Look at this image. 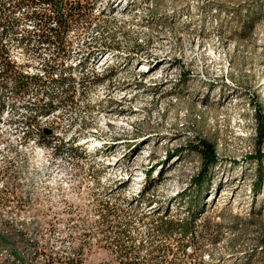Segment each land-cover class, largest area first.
<instances>
[{"label":"rangeland","instance_id":"1","mask_svg":"<svg viewBox=\"0 0 264 264\" xmlns=\"http://www.w3.org/2000/svg\"><path fill=\"white\" fill-rule=\"evenodd\" d=\"M25 4L0 0L22 54L0 62L20 80L0 84V264H120L127 223L141 263L158 264L160 208L187 214L201 140L219 164L181 264H264V0H61L50 84L54 47L30 58L27 27L53 13ZM148 170L155 184L132 200Z\"/></svg>","mask_w":264,"mask_h":264},{"label":"trees","instance_id":"2","mask_svg":"<svg viewBox=\"0 0 264 264\" xmlns=\"http://www.w3.org/2000/svg\"><path fill=\"white\" fill-rule=\"evenodd\" d=\"M68 16L61 14V25L66 26L69 23ZM11 71L0 74V84L5 81H15L16 84L20 81L12 76ZM14 75V74H13ZM259 119V132L260 139L264 136V114L260 110L258 116ZM194 150L200 155L201 166L198 173L193 177L192 186L189 189L191 193L188 204V212L183 218H176L172 215L169 207L160 208L162 213L156 222V230L161 232L166 238V242L157 246L156 254L153 256V261L158 264H181L183 262L182 254L188 245H194L197 243L196 224L198 217L202 212L205 204V197L208 191V185L211 182V174L213 169L219 164V158L216 154L214 146L201 140L198 145L193 146ZM262 152L255 156L258 163H261ZM262 168V167H260ZM262 169L259 170V178L262 177ZM144 183L139 189L137 194L132 197V200H143L147 193L152 189V185L155 184V178L152 176V171L148 170L143 174ZM260 180V179H259ZM106 215L107 217L114 213L111 207L108 206ZM130 223H127L124 228L120 230L124 238V241L120 249V264H142L137 255V249L135 246L134 236L130 229ZM118 227V226H117ZM176 237L177 244L172 245L167 241ZM61 264H67L65 261H61ZM81 264V263H77Z\"/></svg>","mask_w":264,"mask_h":264},{"label":"built area","instance_id":"3","mask_svg":"<svg viewBox=\"0 0 264 264\" xmlns=\"http://www.w3.org/2000/svg\"><path fill=\"white\" fill-rule=\"evenodd\" d=\"M8 2V8L3 7V11L6 9H11L12 6L17 5V2L20 6L26 5L25 3H44L51 7L52 15L47 14L43 11L32 12L36 22H33L27 27V34L31 35L34 40H36L35 48H28V55L32 59H37V51L41 49L42 46H45V41H52V46H56V57H53V69L51 73H47L48 84L53 80L54 76H61V58L63 57L64 48L62 47L64 38L61 36V0H5ZM58 2V6L55 4ZM0 27H6V30L9 29L8 25L0 23ZM13 42L8 38L0 36V62H10L12 63L14 59H19L22 55L20 52L12 48ZM4 63L0 65V74L6 72ZM43 70V67L41 68ZM37 73H34L36 75ZM43 96H40V100ZM51 101H53L51 99ZM34 119L47 121L50 117H35ZM27 203L26 198L23 200ZM0 214H7L6 205H0Z\"/></svg>","mask_w":264,"mask_h":264},{"label":"bare ground","instance_id":"4","mask_svg":"<svg viewBox=\"0 0 264 264\" xmlns=\"http://www.w3.org/2000/svg\"><path fill=\"white\" fill-rule=\"evenodd\" d=\"M5 29H6V27H0V36H2V34H3V32L5 31ZM29 36V35H28ZM30 37H31V35H30ZM54 47V50H53V52H51L50 54H48V61H49V63L50 64H46V70H43V71H41L40 73L42 74H40L42 77H44L45 79H46V77H47V73H51L52 72V69H53V57H56V46H52V41H45V46L43 47H41V50H42V48H45V50L46 49H48V48H53ZM43 51V50H42ZM45 53V52H44ZM38 74V73H37ZM36 74V75H37ZM57 77H59V76H57ZM56 80H61V76L59 77V78H56ZM41 96H43V99H45V98H47V100L48 101H51V99H52V96H51V94L49 93V92H47V94L44 92V91H40V92H38ZM38 94V95H39ZM45 94L47 95V96H45ZM45 96V97H44ZM39 97V96H38Z\"/></svg>","mask_w":264,"mask_h":264}]
</instances>
